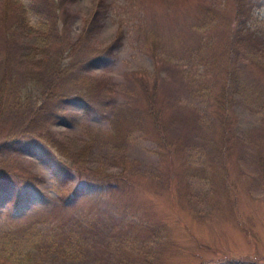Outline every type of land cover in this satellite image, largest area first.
Segmentation results:
<instances>
[{"label": "rangeland", "instance_id": "1", "mask_svg": "<svg viewBox=\"0 0 264 264\" xmlns=\"http://www.w3.org/2000/svg\"><path fill=\"white\" fill-rule=\"evenodd\" d=\"M251 3L240 25L234 0H0V264H264V0ZM93 172L101 195L82 191ZM35 176L42 200L17 208Z\"/></svg>", "mask_w": 264, "mask_h": 264}, {"label": "trees", "instance_id": "2", "mask_svg": "<svg viewBox=\"0 0 264 264\" xmlns=\"http://www.w3.org/2000/svg\"><path fill=\"white\" fill-rule=\"evenodd\" d=\"M234 1H235V4H236V7H237V8H235L236 10H235V19L234 20H236V22L241 25L245 21V18H248L250 16V14H249V13H251V7L250 6H253V4L251 3L252 0H234ZM103 2L104 1H100L97 4V8L95 9L96 12H95V15L93 16V19H94L93 22H97L98 23L100 21V19L105 16L106 7H107V10L109 12L111 11L109 3H106V2L103 3ZM223 8H225V7H223V6L220 7V9H223ZM98 9H100V10L98 11ZM218 9L219 8H215L213 6H210V8L202 9L201 10V14L203 16H205L206 20H204L201 25H203L204 27H207V26H210L212 23L217 24V22L219 20V18H218L219 16H217ZM21 23H24L23 20L20 22V24ZM120 44H121V42L118 43V45H120ZM112 46L114 48L115 45L113 44ZM111 50H112V47H109V49H107V51H108L107 54H106V58L107 59L109 58V56H112V53H110ZM228 54H231V51ZM99 59L102 62L103 57L99 56V57H97V59L88 60L86 62L92 64L93 62H96ZM107 59H105V60H107ZM153 60L156 61L155 57L153 58ZM158 65H159V61H156V66H158ZM35 78L37 79V83L40 86V82H39L40 79H38L37 77H35ZM5 83H6V81H3V80H2V82H0V95L4 93V89H5V85L4 84ZM226 94H227V91L225 92V95ZM153 95L154 94L151 93L150 97H149V102L152 103L150 105L151 108H149V114H150L151 118L153 119L154 124H156L157 129L161 130L163 128V124L160 122L161 114L157 110L158 106H157V103L155 102V100H153V97H154ZM225 95H222V96L218 97V100L220 102L219 103V108H222V106H223L224 109L223 108L222 109L226 111L227 106L225 105V103H223V102H225V100H223ZM65 100L67 102H70L71 105L72 104H74L75 106L79 105L82 108H87L88 104H89V102L88 103L83 102L81 96H77V97L67 96V98ZM16 141H18V140H16ZM52 170H53V172L55 173L56 176H60V174H61L60 179L62 178L64 180L70 179L71 176L73 175V171H71V170L69 171V170L63 168L62 166H55L54 168H52ZM87 177H88V179L90 181H88L87 184L83 185L84 187H82V188H84V189L83 190L81 189L82 191H86V192H89V193H95L97 195H101V194H103L105 192L104 189H105L106 185H105V183L103 181L104 180L103 176L102 177L97 176L96 173L93 172L91 175H88ZM34 180H37V182H36L37 184L32 181L34 184L30 183L31 186L25 191V193L19 194V197L15 200L16 201L15 204L17 205V208L21 205L20 204L21 202L29 201L30 199H33L36 202L42 200V195L39 193V191L36 188L39 185L38 182L39 181H43V178H40V177L38 178V177L35 176ZM0 185L2 186V188H4L5 183L0 181ZM77 188L79 190V187H77ZM78 190L77 189L72 190V194L73 195L62 197L63 200L61 202L66 204V205L74 204L73 203L75 201L74 199L77 198L76 196H78V193H79V192H77ZM72 196H73V200L71 199ZM70 236L73 238V235H70ZM68 244H69V242L67 243V245ZM54 245H56V244H54ZM62 245H63V243H62ZM65 247H66V244L64 246H58V249L60 251H62V250H64Z\"/></svg>", "mask_w": 264, "mask_h": 264}]
</instances>
